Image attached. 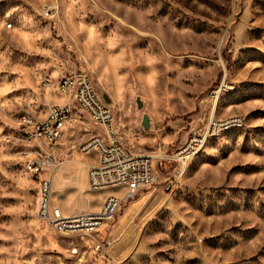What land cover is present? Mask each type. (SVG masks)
I'll return each instance as SVG.
<instances>
[{"label": "rangeland", "instance_id": "rangeland-1", "mask_svg": "<svg viewBox=\"0 0 264 264\" xmlns=\"http://www.w3.org/2000/svg\"><path fill=\"white\" fill-rule=\"evenodd\" d=\"M64 75H88L108 96L134 155H173L214 111L244 126L186 166L159 161L154 185L98 230L61 234L38 217L48 178L64 215L127 194L90 187L85 164L97 157L79 148L104 130L77 106L61 165L28 171L48 148L21 138L19 117L73 106ZM222 84L234 89L214 104ZM0 264H264V0H0Z\"/></svg>", "mask_w": 264, "mask_h": 264}, {"label": "built area", "instance_id": "built-area-1", "mask_svg": "<svg viewBox=\"0 0 264 264\" xmlns=\"http://www.w3.org/2000/svg\"><path fill=\"white\" fill-rule=\"evenodd\" d=\"M228 89V90H227ZM226 84L212 90L210 98L217 104L221 94L233 90ZM59 91L68 96L74 92L73 106L66 103L48 108L42 118L23 114L19 117V133L27 143H44L48 151L41 158L32 160L27 169L33 174H42L45 170L54 171L61 162L57 158V144L68 130L77 106L96 125L104 130L100 135H93L80 146L83 156L96 154L97 161L87 165L90 187L95 191L126 188L124 197L111 196L99 212L79 215H64L61 209L51 205V180L48 178L41 187V198L38 211L39 219L61 234L91 233L104 223L112 220L122 203L133 199L137 193L157 181V163L174 161L186 166L188 161L198 156L210 138L241 129L243 120L233 117L217 120L215 113L210 118L204 131L192 134L187 142L173 155L167 153H147L134 155L122 144L115 133L114 117L111 106L95 88L88 75H64L59 81Z\"/></svg>", "mask_w": 264, "mask_h": 264}, {"label": "water", "instance_id": "water-1", "mask_svg": "<svg viewBox=\"0 0 264 264\" xmlns=\"http://www.w3.org/2000/svg\"><path fill=\"white\" fill-rule=\"evenodd\" d=\"M104 99L106 102H110V99L108 98V96L105 95ZM142 124L146 129H149L151 127L149 116L147 115L144 116Z\"/></svg>", "mask_w": 264, "mask_h": 264}, {"label": "crops", "instance_id": "crops-1", "mask_svg": "<svg viewBox=\"0 0 264 264\" xmlns=\"http://www.w3.org/2000/svg\"><path fill=\"white\" fill-rule=\"evenodd\" d=\"M213 113H215V111H214ZM96 157H97V156H96ZM73 162H75V161H73ZM76 162H78V161H76ZM79 162H81V161H79ZM70 163H71V161H68L67 163H65V165H66V164H70ZM81 163H82V162H81ZM87 165H88V164H85L86 169H87Z\"/></svg>", "mask_w": 264, "mask_h": 264}, {"label": "bare ground", "instance_id": "bare-ground-1", "mask_svg": "<svg viewBox=\"0 0 264 264\" xmlns=\"http://www.w3.org/2000/svg\"><path fill=\"white\" fill-rule=\"evenodd\" d=\"M110 106V105H109ZM215 108H216V106H215ZM159 152H161V150L159 151ZM51 180V179H50Z\"/></svg>", "mask_w": 264, "mask_h": 264}]
</instances>
